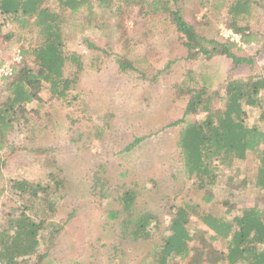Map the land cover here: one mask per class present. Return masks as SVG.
Instances as JSON below:
<instances>
[{
    "label": "rangeland",
    "instance_id": "rangeland-1",
    "mask_svg": "<svg viewBox=\"0 0 264 264\" xmlns=\"http://www.w3.org/2000/svg\"><path fill=\"white\" fill-rule=\"evenodd\" d=\"M227 2L181 0L180 6L184 19L197 32L223 40L222 29H229L225 25L229 21ZM140 5L146 10L141 3L129 11L123 2L113 0L111 13L103 14V19L92 18L89 25H85L83 14L74 15L76 26L68 30L64 49L67 54L76 53L82 67L76 69L75 64L67 63V98L54 97L47 85L42 84L38 114L28 116L29 122L23 123L21 119L15 122L14 130L7 136V150L0 151V172L4 177L0 187H5L9 178L45 182L57 173L63 179V186L54 194L57 205L49 218L63 224L57 236L75 237L81 244L77 246L100 254L109 243H114L123 252L118 259L120 264L131 256L127 254L129 245L145 255L153 242L137 246L127 239L112 241L119 228L117 221L107 219L106 210L117 207L119 193L125 190L136 193L135 214L152 211L157 215L156 234L166 227L171 204L185 196L199 195L191 189V181L182 172L177 142L184 124L170 125L182 117L185 108V100L175 95L173 84L182 78L186 69H191L195 77H204L210 89L222 91L223 79L232 68L230 59L221 55L210 60L185 59L186 50L177 39L174 26L159 16H144ZM251 26L260 40L244 44L240 53L253 56L256 66L253 71L264 75L263 10L256 12ZM9 29L10 26L5 27L6 31ZM87 41L104 51L92 49ZM28 43L26 40L1 43L0 64L11 58L15 49L21 50ZM117 54L134 61L142 73L119 70L115 61ZM248 71L244 64L231 76ZM6 94L0 92V101ZM37 106L33 102L27 108ZM199 117L191 115L188 121ZM246 120L256 122L257 112L248 110ZM137 137L143 139L126 150ZM26 144L45 146L46 159L34 162L23 149ZM255 171L252 155L222 168L217 183L211 186L215 197L228 198L237 207L253 201L264 207V191L259 194L252 186ZM104 192H109V197H100ZM109 200L111 206L107 203ZM21 204L20 198L3 191L0 216L4 207L10 209ZM105 222L112 225L103 226Z\"/></svg>",
    "mask_w": 264,
    "mask_h": 264
},
{
    "label": "trees",
    "instance_id": "trees-1",
    "mask_svg": "<svg viewBox=\"0 0 264 264\" xmlns=\"http://www.w3.org/2000/svg\"><path fill=\"white\" fill-rule=\"evenodd\" d=\"M120 1L129 11L143 3L146 10L144 5L138 7L144 16H159L172 24L186 50L185 59L210 60L221 55L230 59L232 68L223 79L222 91L210 89L204 77H195L191 69L173 84L175 95L184 98L185 108L182 117L170 125L184 124L177 142L182 172L198 197L185 196L171 204L168 223L156 234L157 215L152 211L135 214L136 193L122 191L117 195V207L106 210L107 219L118 223L117 238L137 246L153 242L142 258L148 257V264H264V207L257 201L237 207L228 198L217 199L211 188L222 168L252 155L256 162L252 186L259 194L264 191V75L253 71V56L241 54L236 42L207 38L197 32L184 19L181 0ZM112 6L113 0H0V46L7 41L29 42L22 47V61L13 74L0 78V92L7 93L0 101V151L7 150V136L15 122H29L28 116L38 114L42 84L54 97L67 98V63L75 64L76 69L82 67L79 56L64 49L68 30L76 26L74 15L83 14L85 25H89L92 18L103 19V14L111 13ZM258 10L264 11V0H228L226 4L229 21L225 25L243 44L260 40L251 26ZM7 26L10 29L6 31ZM87 45L104 51L92 42L87 41ZM115 61L121 71L142 73L124 54H117ZM244 64L248 72L231 76ZM33 102L38 106L28 109ZM248 110L257 112L256 122H247ZM191 115L200 117L188 121ZM142 139L135 138L126 150ZM23 149L34 162L46 159L45 146L26 144ZM3 178L0 172V180ZM51 179L34 182L9 178L7 185L0 187V194L5 191L22 200L15 208L4 207L0 216V264H46L50 243L63 227L49 219L57 205L54 194L63 186L57 173ZM109 195L104 192L100 197ZM107 203L111 206V200Z\"/></svg>",
    "mask_w": 264,
    "mask_h": 264
},
{
    "label": "crops",
    "instance_id": "crops-1",
    "mask_svg": "<svg viewBox=\"0 0 264 264\" xmlns=\"http://www.w3.org/2000/svg\"><path fill=\"white\" fill-rule=\"evenodd\" d=\"M112 241L120 242L117 236ZM78 244L81 245L80 240L75 237L57 236L48 248L46 264H120L118 259L123 256L118 246L115 245L116 249L114 248V243L105 247L106 251L102 252L105 253L104 257L101 256L102 253L94 249L86 251V247L77 246ZM127 251L131 256L122 264H148V261L142 259L144 255L137 253L134 245H129Z\"/></svg>",
    "mask_w": 264,
    "mask_h": 264
},
{
    "label": "built area",
    "instance_id": "built-area-1",
    "mask_svg": "<svg viewBox=\"0 0 264 264\" xmlns=\"http://www.w3.org/2000/svg\"><path fill=\"white\" fill-rule=\"evenodd\" d=\"M221 36L224 39L236 42L241 47L244 46V44L240 41L239 35L234 33L231 29H226V28L222 29ZM21 61H22L21 50L15 49L12 53L11 58L0 64V78L10 77L13 74L15 68L21 63Z\"/></svg>",
    "mask_w": 264,
    "mask_h": 264
}]
</instances>
